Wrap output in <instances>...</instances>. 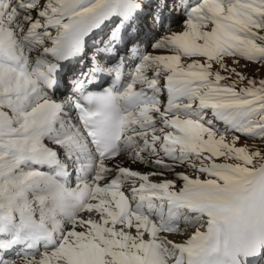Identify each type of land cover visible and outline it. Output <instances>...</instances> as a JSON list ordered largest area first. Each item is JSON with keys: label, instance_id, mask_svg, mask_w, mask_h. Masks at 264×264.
<instances>
[{"label": "rangeland", "instance_id": "1", "mask_svg": "<svg viewBox=\"0 0 264 264\" xmlns=\"http://www.w3.org/2000/svg\"><path fill=\"white\" fill-rule=\"evenodd\" d=\"M106 1L84 0L81 4V0H12L9 8L0 9V44L4 46L0 47V52L17 56L30 66L33 57L29 53L40 54L45 47L51 46L67 20L86 12V15L93 14ZM181 6L182 2L177 6L172 4L175 9L171 25L156 35L157 44L153 49L157 52L155 55L162 58L148 60L142 76L154 77L151 78L154 90L162 91L169 82H177L176 95L181 99L174 105L179 106L176 109L187 111L192 119L200 120L204 126L201 143L198 148L197 145L185 147L192 152L175 155V160L162 163L165 165L162 168L154 165L152 154H147L151 156L149 164L137 168L152 180L175 177V182L179 183L177 178L184 175L185 181L186 174L187 183L181 181L177 186L182 194L191 192L189 190L214 192L210 199L198 197L189 202L190 207L207 210L210 215H190L193 207L186 209L187 212L179 210L176 215L186 214L179 218L177 215L175 224L167 225L174 233H162L157 228V224L162 223L160 219L154 223L152 218H143L136 212H130L136 219L123 217L118 197L109 196L104 203L97 201L102 206L101 211L85 209L77 218L65 222L64 233L54 248L11 259L6 264H123V254L131 260L130 264H178V258H184V264H193L213 225L222 228L223 237V254L214 263L224 264L226 255L227 264H247L242 256L246 254L250 262L248 251L239 246L234 248L235 227L229 226L231 221L242 224L247 250L251 249L250 256L255 255L252 235L262 224L259 236L264 240L261 235L264 234V0H202L193 11H180ZM141 17L147 16L141 12ZM155 17L149 14V19L145 18L151 24L150 29L145 26V32L158 30ZM28 83L31 84L29 80ZM251 90L262 93L253 95ZM32 92L31 89L20 92L18 80L0 67V209L14 212L15 227H22L25 220L45 226L44 221H53L52 213L56 208L50 197L45 205L38 204L41 191L47 188V182L39 183L42 179L37 176L42 174L33 175L14 160L15 150L41 144L61 151L58 143L64 132L63 123L55 127L51 139L35 135L38 128L27 114L40 104L24 95ZM199 100L216 103L221 110L213 112L210 108L198 116ZM152 102L154 109L150 112L163 114L162 108L166 110V107ZM31 119L35 121L34 117ZM167 156L170 154L159 155L157 160ZM213 161L233 165L243 176L218 169L208 172L209 163ZM30 179L34 180L33 184H29ZM174 189L169 188L177 191ZM161 190L163 196H177L170 194L164 184ZM219 190L221 193L217 194ZM90 194L95 196L96 193ZM103 199L104 196L99 195L98 200ZM234 203L239 204L240 209L227 211L228 205ZM135 204L133 195L129 205L134 208ZM27 210L35 217H21L22 211L26 213ZM256 217L262 224H257ZM101 249L105 253L100 255L98 250ZM206 264H212V260Z\"/></svg>", "mask_w": 264, "mask_h": 264}, {"label": "bare ground", "instance_id": "2", "mask_svg": "<svg viewBox=\"0 0 264 264\" xmlns=\"http://www.w3.org/2000/svg\"><path fill=\"white\" fill-rule=\"evenodd\" d=\"M112 0H107L106 2H104L103 3V5L104 4H107L108 5V3L109 2H111ZM82 16H88V18H86V19H90V15H86V13L85 14H83V15H79L78 17L80 18V19H82ZM71 20V19H70ZM69 21V20H68ZM68 27V26H67ZM57 42V39L55 38L54 40H53V42H52V49H56V48H62V45L61 44H59V43H56ZM46 54L47 53H44L43 54V56L41 57V60H44V58H47V59H49V55H47L46 56ZM158 56H160L161 58H162V56L161 55H153L152 57H149L147 60H151L152 58H154V59H157L158 61H160L159 59H158ZM162 62V61H161ZM25 69H26V66H22V69H20V70H22V72H24L25 71ZM71 74H72V72H69L68 73V76L67 75H65V77H64V83L65 82H67V83H70V79H72L73 77H75V76H71ZM82 81V80H81ZM134 86H145V85H141V84H139V83H131L130 84V88H132V87H134ZM128 91H130V90H128ZM127 91V92H128ZM96 101L98 102V103H101V102H103V99L102 98H96ZM51 104H53V103H51ZM50 113H51V111H48V113L47 112H45V111H38L37 112V114H35V116H34V114L32 115V118L34 117L35 118V121L36 122H38V121H40L41 119H43L44 121H47V119L49 118V116H50ZM67 115H69V114H67ZM101 118H102V115L100 116V120H101ZM34 120V119H33ZM98 125H100V128L102 129L103 128V125H102V123L101 124H98ZM106 128H109V126L108 125H106ZM75 132L76 133H78L79 134V131H77V130H75ZM174 136H176V135H174ZM177 137V136H176ZM84 136L82 135V134H80V136L77 138V139H79V140H76V139H72V140H70V142H74V143H81V145H84ZM178 138V137H177ZM155 152V154L156 153H158V155H165L166 156V154H169V153H167L166 151H164V150H162V149H158L157 151H154ZM172 154V153H171ZM120 158H118V160L117 161H115L114 163V165L116 166V167H119V168H121V169H124V171H117V173H111V172H108V173H106L105 172V174H104V176H108V175H117V176H121V175H124L126 172H133V174L135 175V176H139V177H141V179H142V177H145L146 178V180L145 179H143L144 181H146V182H150L151 181V179H149L148 177H147V175L146 174H144L139 168H137V166L138 167H140L142 164H145V165H148L149 164V160H148V158H146V157H140V156H137L136 158H133V157H130V156H128V157H123V158H121L120 160H119ZM127 159H129V160H133V161H135L134 163L133 162H131V161H126ZM122 160H125V162L124 163H120L119 161H122ZM151 160V159H150ZM153 161V160H152ZM119 162V163H118ZM136 162H140V164H135ZM130 165H132V166H134V167H131ZM103 166H101L100 168H99V170L102 168ZM136 167V168H135ZM104 168V167H103ZM104 170H106L105 168H104ZM153 178V177H152ZM185 181H186V183H187V180H186V176H185ZM164 184V186L166 187V184L164 183V182H160V184ZM193 183H195L194 182V180H193ZM193 183H189V184H193ZM160 184L159 185H157V187L159 188V190L161 191V195H160V197L162 198V199H166V204L168 205V208H170V210L167 208L166 210H168L170 213H168L167 214V217L165 218V220H166V222L167 223H172L173 221H175V220H178V218H177V215H176V213H177V211H179V210H185L186 212H187V210H190V208L192 209V207H190V206H188V205H183V204H185L184 202H182V203H179L178 201H175V202H173V203H169V202H167V200H168V198L170 197V196H163V194H164V192L161 190V186H162V184H161V186H160ZM188 184V185H189ZM192 192V191H191ZM191 192H189V193H187V192H185V193H183V194H185L184 196H189V194L191 193ZM166 194H168V193H166ZM176 194H178V193H174V194H172V195H176ZM143 195H141L140 197H142ZM191 198H192V196H191ZM191 200V199H190ZM187 209V210H186ZM237 209V204H230V205H228V207H227V211H229V210H231V211H234V210H236ZM180 213V212H179ZM193 213V212H192ZM258 217H259V215H258ZM31 218V217H30ZM239 222V221H238ZM232 225H235V223H233ZM261 235H264V234H261ZM257 236H259V233H258V235ZM257 239V238H256ZM259 251V249H254V251H253V253L255 252V254L257 253ZM199 254H200V249H199ZM199 256V255H198ZM196 257V259H195V262H194V264H203L204 262H209V260H211V259H209V258H201V257ZM254 257H255V255H254ZM234 259V258H233ZM235 260V259H234ZM227 262V261H226ZM232 262H230V264H231Z\"/></svg>", "mask_w": 264, "mask_h": 264}]
</instances>
